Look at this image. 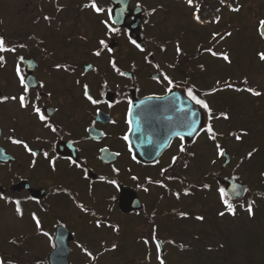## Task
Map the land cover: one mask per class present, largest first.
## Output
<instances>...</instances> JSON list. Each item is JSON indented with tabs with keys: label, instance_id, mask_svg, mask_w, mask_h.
Returning a JSON list of instances; mask_svg holds the SVG:
<instances>
[{
	"label": "flooded vegetation",
	"instance_id": "1",
	"mask_svg": "<svg viewBox=\"0 0 264 264\" xmlns=\"http://www.w3.org/2000/svg\"><path fill=\"white\" fill-rule=\"evenodd\" d=\"M19 2L13 42L17 52L14 57H5L6 64L16 68L17 57H25L21 69L25 78L30 76L33 79L31 94L35 96L39 92L40 107L46 110L48 122L54 124L57 131L46 128L45 122L40 121L31 109H21L18 102L9 100L0 103V193L12 200L19 199L23 210L21 217L15 211L14 203L0 199V259L4 264H48L59 227L66 232L62 238H72L70 264H86L83 257L88 256L78 246L81 244L95 257L91 264H98L99 257L105 252L103 248L114 251L112 244L116 245L117 239L123 235L120 232L122 225L125 224L130 234L126 239L135 237L143 242L150 238L156 242L162 233L161 224L164 225L169 206H177L190 198L200 200L212 191L219 194L220 187L226 189L225 180L232 177L226 169L228 166H223L217 159L213 164V158L209 163L210 169L200 164L212 155L213 150L216 152L213 142L203 133L184 139L185 152H180L182 142L174 135L157 159L150 163L139 160L136 152L147 156L159 152L151 137L130 138L131 150L128 142L122 139L127 131L126 98L136 104L149 96L170 95L166 91L167 82L163 81L162 72L173 78L175 87L172 92L178 97L165 100V106L177 108L178 121L187 117V113L180 110L182 105L192 106L193 103L181 96L184 93L187 95V87L195 85L201 92L208 91L197 84V52L194 56H183L182 51H176L177 41L160 39L149 32L156 25L152 19L157 11L151 12L155 7H150L147 0H129L125 24L118 26L113 23L119 32L108 33L102 21H113V13L109 17L107 12L108 8L113 10V0H96L105 9L102 13L83 7L91 0ZM138 6H142V10L136 11L138 14L131 13ZM220 11L227 12L225 9ZM45 16L51 19L46 20ZM212 21H207L206 25L214 26ZM98 39H105L112 53L105 50L100 57L94 56L93 52L99 47ZM131 39L140 43L145 51L137 49ZM20 44L26 47L20 48ZM149 52L154 56H148L146 60ZM113 55L117 66L121 71L128 72V76H120L111 68L109 60ZM26 61H30V66ZM56 64H67L77 71L57 69ZM88 64L93 67L85 71ZM156 64L160 65L159 70L155 68ZM15 68L12 74H7L8 77L0 75V96L21 94L22 87ZM156 76H160L163 82L158 83ZM40 82H43V88L38 86ZM85 83L90 86L93 97L102 101L99 105L91 104L84 97L82 85ZM225 91L202 97L214 113L227 111L230 117L228 120L221 118L228 125L225 136L215 126L218 119L212 121L215 131L220 134L217 142L224 149L225 143L232 138L230 133L243 130L242 114L232 115ZM215 97L223 103L214 105L212 100ZM109 104L113 106L109 107ZM148 109L144 107L143 113ZM204 113L206 122V110ZM164 136L167 138L168 132ZM10 138L25 140L38 154L33 156ZM102 148L105 151H100ZM43 152L49 153L48 158L43 156ZM174 156L178 158L175 163L172 161ZM215 156L220 158L217 154ZM52 159H55V168L50 162ZM72 161L82 167H77ZM163 168L168 171L162 174ZM114 169H119V172ZM168 176L174 179L169 180ZM149 177L153 181H163L166 187L149 183ZM111 180H116L118 186L111 184ZM204 185H210V188ZM127 188L137 194L141 202L139 209L130 212L121 209V193ZM185 189L189 190V195L184 194ZM176 192L181 193L179 199L174 195ZM236 203L240 206L243 201ZM79 204L89 211H82ZM219 204L225 208L222 201ZM32 213L40 218L42 230H37ZM194 213L193 222L199 221L197 214L205 215ZM119 215L126 220L119 222L116 219ZM177 219L185 218H172ZM96 220L102 222L100 227H96ZM146 230L148 233L145 236ZM44 232L49 236L43 235ZM91 241H97L99 248L95 249ZM73 256H78L79 260L72 262Z\"/></svg>",
	"mask_w": 264,
	"mask_h": 264
},
{
	"label": "rangeland",
	"instance_id": "2",
	"mask_svg": "<svg viewBox=\"0 0 264 264\" xmlns=\"http://www.w3.org/2000/svg\"><path fill=\"white\" fill-rule=\"evenodd\" d=\"M237 1L241 5L235 6L241 9L238 15L220 11L224 22L211 27L193 19L192 13L195 9L189 7L185 0H147L150 7L157 9L152 19L156 25L151 27L149 32L160 39L177 41L183 56H194L197 52L198 64L204 66L202 69L198 65L199 88L209 90L216 86L217 80L223 83L225 80L243 81L247 78V85L262 93L261 96H253L247 92H224L229 99L227 104L231 106L232 115L242 114L241 127L248 133L241 141L230 138L225 146L233 158L226 168L228 173L234 169L241 172L244 182L249 184L253 192H256L257 196H264V61L259 57V53L264 52V40L258 32L259 22L264 20V0ZM212 2L213 0H210V3ZM22 4L24 5V2ZM17 5L19 7V0H0V29L1 32H6L8 39L15 37ZM162 6L167 8L162 9ZM228 20H231L232 24L226 23ZM229 27H237L233 29L230 37L221 39L222 41L216 38L213 41L212 31L220 33ZM212 42L216 43L213 51L227 52L231 63L202 52L204 47H212ZM5 56L14 57V54L7 53ZM13 68L15 65L12 64L0 67L1 77H8L7 74L14 72ZM219 99L221 101L222 98ZM212 101L214 105L223 103L216 97ZM215 126L224 136L227 134L228 125L222 119L216 120ZM253 149L257 151L247 158V153ZM215 155L213 150L211 156L200 161L201 166L203 164L210 169L211 159H217ZM220 201V195L212 191L200 200L190 198L178 204L179 207L169 206L171 212L178 209L188 213H205L210 220H217V223L210 225L199 221L191 222L189 219L165 218L164 225L161 224V237L168 239L164 245L165 256L153 247L155 244L152 240L151 243L145 244L144 241L134 239L135 237L126 239L130 234L125 224L122 225L120 232L123 235L117 240L118 244L114 251L108 252L111 251V248H108V251L103 253L99 258L100 264H160L158 256L163 258L164 264H264L263 202L259 201V208L251 214L242 209L239 217H232L225 212L223 216L220 215L224 211ZM116 219L119 222L126 220L120 215ZM147 233L148 230L144 235ZM96 243H93V247L98 249ZM89 259L88 263L93 260L91 257ZM77 260L78 256L72 257V262Z\"/></svg>",
	"mask_w": 264,
	"mask_h": 264
},
{
	"label": "snow or ice",
	"instance_id": "3",
	"mask_svg": "<svg viewBox=\"0 0 264 264\" xmlns=\"http://www.w3.org/2000/svg\"><path fill=\"white\" fill-rule=\"evenodd\" d=\"M221 2L223 3V0H221ZM186 3L189 7H193L195 8V11L192 13L193 15V19L198 22V23H203L204 21L201 20V15H200V6L199 4L196 2V0H186ZM84 8H88L91 7L96 13H102L105 11V9L101 6H99L96 3V0H91L90 4H85L83 5ZM231 11L234 12H238L240 10L239 7H232L230 8ZM112 8H108L107 12L109 14V17L112 16ZM156 9L153 8L151 10L152 13H155ZM217 11H219V9H217ZM46 20H50L51 18L48 16H45ZM220 20V17L217 16L215 17V20L212 22H216L218 23ZM102 23L105 25L106 29L108 30V33H117L119 32V29L116 27H113V23H115V21H112L111 23L109 22V20H104L102 21ZM259 31H260V35L262 37H264V20H261L259 22ZM224 35L228 36L231 35V33H225ZM220 37V39H223L224 36H220L219 33H212V39L213 41L216 40L217 37ZM99 47L93 52V55L96 57H100L102 55L103 51H107L108 53H112V48L109 47V45L106 43L105 39H98L97 41ZM131 43L137 48L139 49L141 52H144L145 49L141 46L140 43H138L136 40L131 39ZM20 48H24L26 47V45L24 44H20L19 45ZM162 50H163V46H161ZM176 51L179 53L181 51L180 47H179V43L177 42L176 45ZM204 52L209 53L210 55H212L213 57H219L222 58L224 61L231 63V60L229 58V55L227 54V52H222V53H217L215 51H213V47H207L203 49ZM17 52V46L12 44L10 41H6L4 36H0V67H3L7 61L5 59V56L3 55V53H16ZM148 56H154L153 53H147V55L145 56V59H148ZM259 57L262 61H264V52L259 53ZM25 60L24 56H18L17 57V64H16V68H15V72L16 75L18 77L19 83L22 87V92L21 94H19L18 96L16 95H12V96H0V103L3 102H7L9 100L14 101V102H18L19 106L21 109L24 110H28L31 109V112L42 122H45V127L50 129L52 132H56L57 128L55 127L54 124L49 123V117L45 115V109H42L40 107L39 101H40V94L39 92H37L35 94V96H33L31 94V86L29 85V83L26 81L25 75L21 69V63ZM149 63H151V61H148ZM109 64L111 66V68L120 76H128L129 73L128 72H124L121 71V69L117 66V61L115 59V56L113 55L112 58L109 60ZM30 66V65H29ZM57 69H63L65 71H71L73 73H75L77 71V69L75 67H71L67 64H56L55 66ZM92 64H88L86 66L85 71L87 70H91L92 69ZM200 67L203 69V65H200ZM135 66L133 65V70H134ZM156 69H160V65L156 64L155 65ZM163 76V81L167 82V88L166 91L171 93L173 87H175L174 82H173V78L170 77L167 73H161ZM81 75H83V73H81ZM155 79L157 80L158 83H162L163 81H161L160 76H156ZM77 84L80 83L79 80L76 81ZM105 85L107 83V81L104 82ZM248 81L247 78H245L242 82L241 85H247ZM40 88L44 87L43 82H40L38 85ZM83 88V95L84 97L93 105H99L102 101L98 98H94L93 95L91 94V90H90V86L85 83L82 85ZM225 90H232V91H236V92H247L252 94L253 96H261L262 93L255 91L253 88L251 87H243V86H238L237 84L233 83L231 80H225L223 81V83H221V81L217 80L216 81V86L210 88L208 91H203L201 92L200 89H197L195 85H191L187 87V97L188 99L193 102L196 105L201 106L202 109L206 110V114H207V120L205 122L204 125H200L199 120H198V113L194 110H192L191 105H188L186 107H182L180 110L184 111L187 113V117L186 119L183 121V126L186 127L188 129L187 132H180L177 131L175 133V135L181 140V144L179 145V150L180 152H185L186 148L185 145L183 143L185 136H189L191 137L194 133L196 135H200L201 133H203L204 135L207 136V138L213 142V146L216 149V154L220 157H224L226 155V150L217 142V138L220 135L219 133H217L214 129L213 123L212 121L214 119H224V120H228L230 119L227 111H221L219 113H214L212 107L209 105L208 101L205 98L202 97H207L210 95H213L217 92H222ZM200 92V94L198 95L197 93ZM48 95L50 96L51 93H48ZM127 99V103H128V109H127V119H126V124H127V131L126 133L123 135L122 139L126 142H128L129 145V149L131 150V134L134 131H139L141 128V117L139 115L138 112L135 111V109L140 108L141 105L146 104L147 101L153 100V99H160V97H156L155 95L153 96H149L146 97L144 101H141V105H136L134 103V101L132 99L126 98ZM109 107H112L113 105L109 104ZM115 123V122H113ZM13 131H15L13 129ZM248 135V133L244 130H240L239 132H232L230 133L231 137H234L236 141H241L242 137ZM12 139V138H10ZM39 139V137L37 138ZM12 142L18 145H22L28 152H30L33 156H36L38 153L36 151H34L31 147H29L28 143L23 140V139H12ZM100 151H105V149H100ZM257 151V149H253L251 152L247 153V158H250L253 153ZM116 155H120V153H116ZM191 155H195L194 153H192ZM43 156L45 158H48L49 153L48 152H43ZM133 159H135V156H133ZM178 158L177 157H173L172 161L173 163L176 162ZM52 167L55 168V159H52L51 161ZM73 164H75L77 167H82L79 164H76V161H72ZM213 164L216 163L215 160L212 161ZM239 166V165H238ZM115 172H119V169H114ZM168 171L167 168H163L161 169L162 174L166 173ZM101 179H104V177H101ZM167 179L171 180L174 179V177L172 176H168ZM148 182L149 183H157L160 184L161 186L166 187V185L163 184V181H153L151 179V177L148 178ZM111 184L113 185H117V181L116 180H111L110 181ZM118 186V185H117ZM203 187L205 188H210V185H204ZM57 191H66L64 189H57ZM145 191H147V189H145ZM244 192L248 191L247 188L243 189ZM218 192L220 195V198L226 208V210L228 212H230L231 214L235 215V207L236 205L234 203L231 202L232 198H238L241 195V191H240V186L239 185H234L233 189H232V193H229L225 188L220 187L218 188ZM185 195H189L190 192L188 189H185L184 191ZM174 195L176 196L177 199L180 198L181 193L180 192H176L174 193ZM0 199L5 200L6 202L9 203H14L15 204V211L17 212V214L19 216H23V210L21 209L20 205H21V201L19 199L16 200H12L10 197L4 196L3 193H0ZM113 199H115V197H113ZM78 207H80V209L84 212L89 211V209L85 208L83 204H79ZM247 211L249 212V214L252 213V204L249 203L248 207H247ZM225 213L221 212L220 215L223 216ZM178 215L180 217H187L188 213L186 212H179ZM32 218L36 224L37 230L40 231L42 230V224H41V220L39 217L36 216L35 213H32ZM198 220H203L204 217L203 216H198L197 217ZM101 221L100 220H96L95 224L96 227H100L101 226ZM115 230H119L118 226H116ZM43 235L45 236H49V233L44 232ZM153 238L155 239V236H153ZM145 244L148 243V240L144 241ZM82 251L88 256L91 257L92 259H95V257L93 256L92 252H90L88 250V248H86L84 245H78ZM52 247L56 248L57 245L55 243H52ZM116 247L115 244L112 245V248L114 249ZM159 242H157V248H159ZM181 247H183V245H181ZM158 260L160 261V264H164V260L162 257L158 256ZM0 264H4L3 259H0Z\"/></svg>",
	"mask_w": 264,
	"mask_h": 264
},
{
	"label": "water",
	"instance_id": "4",
	"mask_svg": "<svg viewBox=\"0 0 264 264\" xmlns=\"http://www.w3.org/2000/svg\"><path fill=\"white\" fill-rule=\"evenodd\" d=\"M113 1L116 3L115 8L112 12L113 20L118 25H123L125 15L127 14V11H126L127 5L125 1H128V0H113ZM26 79L29 85H31L32 79H28V78ZM181 96L186 97L184 94H182ZM170 97L176 98L178 97V95L172 92L170 93L169 96L160 97V99H157V100L153 99V100L147 101L146 104L144 105H141V101H138V103H136V105H141L140 108L135 109V111L139 113L142 124H141V128L139 131H134L131 134L132 139H135L136 136L141 137V138L151 137L153 144L157 145L160 151V149L164 148L167 145L168 141L175 135L177 131H180V132L188 131V129L183 126V121L185 119L183 118L180 121H178L180 118L176 114L177 108L175 106L174 107L170 106L166 108L165 100H167ZM144 107L149 108L145 113H143ZM182 107H186V106L182 105ZM192 107H193L192 110L194 111L197 109L196 111L198 113L197 118L199 120L200 125H204V122H203L204 116H203V113L201 112L202 111L201 108L198 106L196 107V105ZM165 132H168L167 138H165L164 136ZM194 135L196 134L194 133L191 137H193ZM185 137L189 138V136H185ZM152 141H150L149 143H152ZM157 153L158 152H156L154 155L147 156L143 152H139L138 157L139 159L143 161H152L155 159V155ZM225 157H226V161L224 162L226 164L227 161L230 160V156L228 153H226ZM226 183H228L227 191L229 193H232V189L234 185H239L240 191H241V195L239 197H241L244 194L243 189L245 188V186L240 181H238L236 178L228 179L226 180ZM139 207H141V203L137 197V194L128 188L123 189L121 193V209L124 212H130V211L139 209ZM63 233H66V232L65 231L58 232V235L56 236L57 247L54 250V252H52L51 254L50 264H67L66 262L68 261V257H69L68 245H69V241L71 238L69 239H65V237L62 238L63 236H66ZM159 248L163 250L162 244H160Z\"/></svg>",
	"mask_w": 264,
	"mask_h": 264
},
{
	"label": "trees",
	"instance_id": "5",
	"mask_svg": "<svg viewBox=\"0 0 264 264\" xmlns=\"http://www.w3.org/2000/svg\"><path fill=\"white\" fill-rule=\"evenodd\" d=\"M208 5H209V3H207ZM207 6V5H206ZM202 16H204V14H202ZM249 192V194H248V197L250 198H248V199H246V201L245 202H247V204H246V208L248 207V204L249 203H253V201H254V199L252 198V192H251V190L250 191H248ZM262 194V193H261ZM263 196V195H262ZM262 196H258L259 198V200L261 201V202H264V196L262 197Z\"/></svg>",
	"mask_w": 264,
	"mask_h": 264
}]
</instances>
